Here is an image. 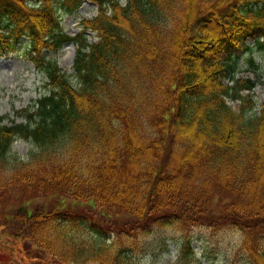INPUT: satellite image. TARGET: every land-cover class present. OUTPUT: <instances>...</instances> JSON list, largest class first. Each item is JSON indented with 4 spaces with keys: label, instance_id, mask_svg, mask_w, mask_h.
<instances>
[{
    "label": "trees",
    "instance_id": "16d2710c",
    "mask_svg": "<svg viewBox=\"0 0 264 264\" xmlns=\"http://www.w3.org/2000/svg\"><path fill=\"white\" fill-rule=\"evenodd\" d=\"M80 1L0 0V50L26 35L49 79L25 122L0 115V225L27 222L22 240L65 264H149L137 256L139 234L210 210L240 232L244 264H264V102L256 112L241 95L260 76L235 77L244 49L246 68L262 74L251 52L264 59V0H94L99 13L83 21L93 42L60 29L58 6ZM66 41L77 45L71 74L42 54ZM16 137L35 144L26 160L11 148ZM37 192L86 201L98 218L24 209L19 199ZM160 209L171 211L142 221ZM122 212L136 223L105 224ZM190 240L175 264H195Z\"/></svg>",
    "mask_w": 264,
    "mask_h": 264
},
{
    "label": "rangeland",
    "instance_id": "374dc122",
    "mask_svg": "<svg viewBox=\"0 0 264 264\" xmlns=\"http://www.w3.org/2000/svg\"><path fill=\"white\" fill-rule=\"evenodd\" d=\"M70 10L61 13V25L65 33L73 35L83 30L82 25L79 24L80 21L95 15L97 6L90 0H84L79 8ZM87 35L88 40L96 39L93 31H87ZM26 40L27 37H23L13 51L0 53V114L6 116L5 122L8 124L13 121H24V117L16 114V112L23 113L24 107L47 91V76L28 59ZM44 52L48 54V57L56 58L63 71L68 74L72 72V62L75 55V46L72 43H65L55 53L47 50ZM248 54L241 52L237 64L240 68H238L236 76L253 77L252 70H247L246 67L248 66L244 64ZM253 55L255 63L262 67L263 73L253 90V94L246 91L244 94L253 95L254 100L257 99L258 104H260L264 100V59L258 56L256 51L253 52ZM245 98L249 99L247 96ZM229 104L237 109L238 102L230 101ZM258 108L259 105H256V109ZM12 149L23 158H27L29 152L35 149V144L30 140L17 138L12 144ZM60 194L62 193L53 192L40 195L37 192L31 196L20 198L19 202L23 204L26 210L32 209L41 213H47L50 210L60 213L64 211L80 212L95 215L93 219L97 220V212L100 209L91 207L86 201L71 199L67 195L63 202V199H60ZM149 207L150 203L146 205L145 209ZM5 209L0 206L2 214H4ZM168 211L171 210L160 209L155 213L144 211L142 221L150 222L155 215L158 216ZM210 212L208 210L203 215H196L197 221L193 222H191L192 216L187 214L183 221L167 226V228H160L158 225L152 224V232L147 235L139 234L140 244L138 248L144 249L145 253L143 255L138 250L137 256H140L141 262L145 261L152 264L151 260L158 253L153 264H175L179 242L174 238L179 239L183 234L190 233L192 246L197 251L196 264H244V259L237 252V246L241 240L240 232L231 228L224 229L225 227L219 223V220L222 221L223 219L218 217L214 220L212 214L207 216ZM7 214L10 213L7 212ZM26 223L16 226V220L11 219L9 224L0 225V264H63L37 246L22 241L21 234L25 231ZM133 223H136L134 216L127 212L118 215L112 214L106 218L105 222L109 228H128ZM188 227L191 230L185 232V228ZM163 240L168 247V252L161 251L162 253H160V249L164 245Z\"/></svg>",
    "mask_w": 264,
    "mask_h": 264
}]
</instances>
